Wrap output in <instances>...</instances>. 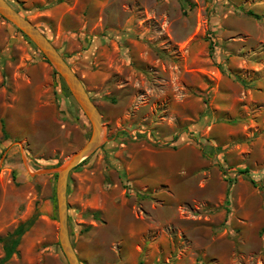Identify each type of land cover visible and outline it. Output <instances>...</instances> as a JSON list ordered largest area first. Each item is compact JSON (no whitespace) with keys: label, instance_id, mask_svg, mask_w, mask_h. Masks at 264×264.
<instances>
[{"label":"rangeland","instance_id":"374dc122","mask_svg":"<svg viewBox=\"0 0 264 264\" xmlns=\"http://www.w3.org/2000/svg\"><path fill=\"white\" fill-rule=\"evenodd\" d=\"M8 2L101 112L103 142L68 180L81 264H264V0ZM91 130L0 16V259L32 220L6 264H68L57 170Z\"/></svg>","mask_w":264,"mask_h":264},{"label":"water","instance_id":"95a60500","mask_svg":"<svg viewBox=\"0 0 264 264\" xmlns=\"http://www.w3.org/2000/svg\"><path fill=\"white\" fill-rule=\"evenodd\" d=\"M0 16L24 34L49 61L66 84L69 92L90 121L92 130L86 143L70 155L57 170L56 205L58 239L68 264H81L68 230L67 188L71 171L95 153L104 139V126L99 108L86 90L77 73L71 68L50 39L30 19L14 8L8 0H0Z\"/></svg>","mask_w":264,"mask_h":264},{"label":"trees","instance_id":"16d2710c","mask_svg":"<svg viewBox=\"0 0 264 264\" xmlns=\"http://www.w3.org/2000/svg\"><path fill=\"white\" fill-rule=\"evenodd\" d=\"M248 14L255 18H259V15L253 13L252 11H249ZM45 60L49 64V61L46 58ZM55 73L58 74L56 71ZM4 133L6 135V132ZM31 223L32 220H28L27 222L19 224L12 233H10L6 238L1 239V242L3 243L4 256L0 259V264H6L13 257V255L18 253V246L20 245L21 237L29 229Z\"/></svg>","mask_w":264,"mask_h":264},{"label":"crops","instance_id":"0c3cea01","mask_svg":"<svg viewBox=\"0 0 264 264\" xmlns=\"http://www.w3.org/2000/svg\"><path fill=\"white\" fill-rule=\"evenodd\" d=\"M8 156L11 157V155L7 154V157H8ZM41 176H42V175H41ZM14 230H15V229H14ZM15 255H16V254H15ZM3 256H4V255H3ZM3 256H2V257H3ZM13 256H14V255H13Z\"/></svg>","mask_w":264,"mask_h":264}]
</instances>
